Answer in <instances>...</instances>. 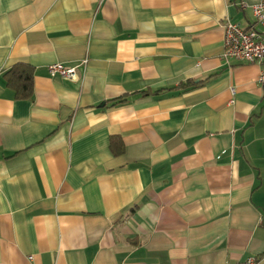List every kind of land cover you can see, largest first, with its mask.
<instances>
[{
    "label": "crops",
    "instance_id": "0c3cea01",
    "mask_svg": "<svg viewBox=\"0 0 264 264\" xmlns=\"http://www.w3.org/2000/svg\"><path fill=\"white\" fill-rule=\"evenodd\" d=\"M259 1L0 0V264H264Z\"/></svg>",
    "mask_w": 264,
    "mask_h": 264
},
{
    "label": "built area",
    "instance_id": "2783aa9c",
    "mask_svg": "<svg viewBox=\"0 0 264 264\" xmlns=\"http://www.w3.org/2000/svg\"><path fill=\"white\" fill-rule=\"evenodd\" d=\"M254 13L262 30L246 29L240 24L227 22L224 28V58L236 59L246 62H264V0H260L254 6ZM80 64L68 65L62 62L49 64L48 68L52 76L60 74L63 77L77 79L80 76ZM260 81H264V70L259 76ZM246 264H259V258L250 256Z\"/></svg>",
    "mask_w": 264,
    "mask_h": 264
},
{
    "label": "trees",
    "instance_id": "16d2710c",
    "mask_svg": "<svg viewBox=\"0 0 264 264\" xmlns=\"http://www.w3.org/2000/svg\"><path fill=\"white\" fill-rule=\"evenodd\" d=\"M7 84L12 87L16 93V98H31L34 92V69L26 63L14 65L6 74ZM192 82L187 81L181 86L189 88Z\"/></svg>",
    "mask_w": 264,
    "mask_h": 264
}]
</instances>
